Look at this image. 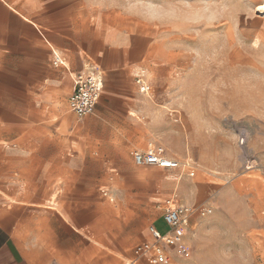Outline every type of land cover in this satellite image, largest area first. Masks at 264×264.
Masks as SVG:
<instances>
[{
    "label": "crops",
    "instance_id": "0c3cea01",
    "mask_svg": "<svg viewBox=\"0 0 264 264\" xmlns=\"http://www.w3.org/2000/svg\"><path fill=\"white\" fill-rule=\"evenodd\" d=\"M263 3L237 0L241 14L226 23L248 21L251 9L259 12L256 7ZM136 6L134 0H0V141L9 140L11 131L19 129L24 149L71 152L65 160L35 153L34 181L62 178L90 186L100 181L105 161L113 183L122 176V159L144 151L147 146L139 148L147 139L157 140L176 158L184 150L182 117L192 110L187 109L186 86L195 90L196 81L170 79L169 63L173 59L177 66L184 63L183 56L191 49L194 61L200 62L203 34L212 32L202 26V18H195L191 47L185 31L155 29L133 9ZM56 52L65 64L53 63ZM90 69L101 73L103 91L95 111L79 118L68 98L75 74ZM146 71L156 74L153 85L161 87L153 95L140 92L137 84ZM165 108L176 110L170 114ZM59 129L70 134L71 143L52 138ZM31 136L33 142L27 143ZM108 145L112 147L107 150ZM99 150L101 158L93 156ZM3 151L0 145V264H149L133 248L151 238L150 225L167 229L158 206L164 198L157 203L159 219L145 226L132 246L122 242L121 231L115 229L122 223L115 210L75 206L67 195L38 196L22 187L11 189ZM57 167L65 168V173L58 175L53 169ZM103 187L111 185L101 186L100 193ZM188 237L165 264H177L179 259L185 264L181 251ZM199 239L194 233L193 240Z\"/></svg>",
    "mask_w": 264,
    "mask_h": 264
},
{
    "label": "rangeland",
    "instance_id": "374dc122",
    "mask_svg": "<svg viewBox=\"0 0 264 264\" xmlns=\"http://www.w3.org/2000/svg\"><path fill=\"white\" fill-rule=\"evenodd\" d=\"M134 2L137 6L133 9L155 29L185 31L191 47L195 18H202V26L212 32L211 36L203 34L200 62L194 61L191 49L192 53L183 56L184 63L177 66L176 59L169 63L170 79L196 81L195 90L186 86V105L192 110L182 117L185 147L177 156L183 161L192 158L195 175L190 176L187 170L138 166L132 153L122 159V176L113 183L105 161L100 181L90 186L66 183L61 177L52 183L34 181L35 153L65 160L71 152L24 149L16 129L9 140L0 141L4 158H8L9 187L19 191L22 187L38 196L67 195L74 198L75 206L86 204L90 210H115L116 217L122 218L115 229L121 231V241L132 242V246L141 238V230L159 219L158 201L177 193L196 208L211 209L205 216L197 214L188 229L185 238L189 236V241L181 251L187 258L185 264H264V13L254 7L248 21L226 23L241 14L237 0ZM146 75L149 93L160 91L161 87L153 85L156 74L146 71ZM193 98L198 101L195 105ZM157 105L162 107V103ZM165 109L170 114L176 110ZM51 136L59 143L72 142L65 129L55 130ZM148 141L139 150H144ZM26 142H33V136ZM102 155L99 150L93 156ZM53 169L58 175L66 171L63 167ZM108 183L117 195L115 202L100 193V187ZM194 233L200 235L198 242L193 240ZM173 250L178 254V248Z\"/></svg>",
    "mask_w": 264,
    "mask_h": 264
},
{
    "label": "built area",
    "instance_id": "2783aa9c",
    "mask_svg": "<svg viewBox=\"0 0 264 264\" xmlns=\"http://www.w3.org/2000/svg\"><path fill=\"white\" fill-rule=\"evenodd\" d=\"M64 58L59 53H54L53 63L63 65ZM75 83L68 102L70 109L77 117L83 118L92 114L100 100L103 91V79L96 69L80 71L74 76ZM139 90L148 94L151 90L150 80L145 75L137 78ZM134 160L138 166L144 168L158 167L174 170H187L190 176L195 175V162L191 159L183 161L170 156L165 146L157 140H150L144 151H135ZM101 194L111 202H115L117 195L111 187L101 188ZM158 206L163 211V220L167 226L161 230L156 225L149 226L150 239L138 242L134 254L145 259L149 264H165L172 260V250L182 244L187 235L195 215H207L211 210L208 206L199 208L181 200L177 193L165 197Z\"/></svg>",
    "mask_w": 264,
    "mask_h": 264
},
{
    "label": "bare ground",
    "instance_id": "6f19581e",
    "mask_svg": "<svg viewBox=\"0 0 264 264\" xmlns=\"http://www.w3.org/2000/svg\"><path fill=\"white\" fill-rule=\"evenodd\" d=\"M257 10H258L259 12H263V13H264V3H263V5H259V6L257 7Z\"/></svg>",
    "mask_w": 264,
    "mask_h": 264
}]
</instances>
